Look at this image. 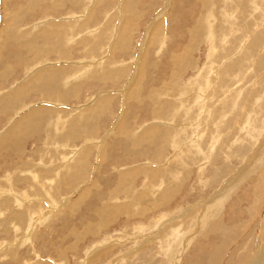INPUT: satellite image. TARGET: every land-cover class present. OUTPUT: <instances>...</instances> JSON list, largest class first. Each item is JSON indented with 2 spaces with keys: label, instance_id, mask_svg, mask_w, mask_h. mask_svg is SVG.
<instances>
[{
  "label": "rangeland",
  "instance_id": "1",
  "mask_svg": "<svg viewBox=\"0 0 264 264\" xmlns=\"http://www.w3.org/2000/svg\"><path fill=\"white\" fill-rule=\"evenodd\" d=\"M263 219L264 0H0V264H251Z\"/></svg>",
  "mask_w": 264,
  "mask_h": 264
},
{
  "label": "bare ground",
  "instance_id": "2",
  "mask_svg": "<svg viewBox=\"0 0 264 264\" xmlns=\"http://www.w3.org/2000/svg\"><path fill=\"white\" fill-rule=\"evenodd\" d=\"M69 26V25H68ZM82 26V25H81ZM79 27V26H78ZM83 27V26H82ZM158 28V27H157ZM70 29V28H69ZM75 29H76V27H75ZM71 30L73 31L74 29H72V27H71ZM203 30V29H202ZM70 32V31H69ZM67 35V34H66ZM73 35V34H72ZM10 39V38H9ZM92 39H94V38H92ZM97 42V41H96ZM158 43V42H157ZM95 44V43H94ZM125 47V46H124ZM55 48V47H54ZM60 54H61V52H60ZM63 55V54H62ZM250 57V56H249ZM175 60V59H174ZM108 61V60H107ZM113 61V60H112ZM112 61H110V62H112ZM245 62V61H244ZM174 63V62H173ZM240 63H242V62H240ZM250 63V62H249ZM235 64H237V63H235ZM111 65V64H110ZM241 65H243V63L241 64ZM112 66V65H111ZM231 66V65H230ZM113 67V66H112ZM240 67V66H239ZM111 68V67H110ZM110 68H109V70H110ZM115 68V67H114ZM241 68V67H240ZM244 68V67H243ZM83 69V68H82ZM111 69H113V68H111ZM122 69V68H121ZM120 69V70H121ZM123 70V69H122ZM240 70V69H239ZM242 70V69H241ZM59 70H57V71H53V72H55V73H57ZM107 71V70H106ZM229 71H231V67H230V70ZM228 71V72H229ZM66 72V71H65ZM64 72V73H65ZM105 72V71H104ZM103 72V73H104ZM42 73V72H41ZM59 73V72H58ZM60 73H61V70H60ZM63 73V72H62ZM105 73H107V72H105ZM112 73V71L110 70V74ZM117 73V72H116ZM122 73H123V71H122ZM101 74V73H100ZM118 74V73H117ZM229 74V73H228ZM230 74H231V72H230ZM55 77V75L54 74H49L48 72H47V74L46 73H44V74H42L41 76V79H40V77L39 78H35V80H38V83L39 82H42V84H46V83H48V82H46V80L47 79H49V78H53V76ZM60 75V74H59ZM58 75V76H59ZM63 75V74H62ZM103 75H105V74H103ZM109 75V74H108ZM226 75H227V72H226ZM85 76H86V74H85ZM84 76V77H85ZM105 76H107V74L105 75ZM117 76V75H116ZM228 77L230 76V75H227ZM94 76H92V78H93ZM112 78V77H111ZM115 78V77H114ZM34 80V81H35ZM224 80H225V78H224ZM194 82V81H193ZM197 82V81H196ZM31 83H33V81L31 82ZM36 84V83H35ZM78 86V85H77ZM221 86V85H220ZM29 87V86H28ZM68 87V86H67ZM47 88V87H46ZM26 89H27V87L25 86L24 88H23V90H21V92H22V94H24V93H26ZM31 89V88H30ZM67 89V88H66ZM201 89V88H200ZM202 90V89H201ZM29 92V91H28ZM151 93V92H150ZM155 93V92H154ZM161 93V92H160ZM47 94V93H46ZM156 94H157V92H156ZM184 96V95H183ZM156 98H158V97H156ZM160 98V97H159ZM181 98H182V96H181ZM197 98V97H196ZM109 99V98H108ZM107 100V99H106ZM110 100V99H109ZM103 102V101H102ZM110 102V101H109ZM211 102V101H210ZM226 102H228V101H226ZM104 103H106V102H104ZM228 103H230V102H228ZM103 104V103H102ZM109 104V103H108ZM156 104V103H155ZM204 104V103H203ZM203 104H202V106H203ZM160 105V104H159ZM226 105V104H225ZM224 105V106H225ZM228 105V104H227ZM230 105V104H229ZM226 107V106H225ZM102 108V107H101ZM164 108H165V105H162V106H160V110L162 109V110H164ZM171 108H173V107H171ZM226 108H228V107H226ZM233 108V107H232ZM229 109H231V108H229ZM166 110V109H165ZM169 110V109H168ZM228 111V110H227ZM43 112V111H42ZM40 110H36V111H34V112H32L30 115L31 116H33V117H42L43 115H45V113L46 112H43L42 113ZM167 112V111H166ZM199 112V111H198ZM217 112V111H216ZM219 112V111H218ZM226 112V111H225ZM37 113H39V115H37ZM91 113V112H90ZM188 113V112H187ZM164 114V113H163ZM175 114V113H174ZM228 114V113H227ZM165 115V114H164ZM185 116H186V113H185ZM160 117H161V115H160ZM175 119V118H174ZM197 122V121H196ZM191 123V122H190ZM118 124V123H117ZM218 125V124H217ZM236 126H238V124L236 123L235 124ZM150 127H152L153 128V125L152 126H150ZM218 129V128H217ZM153 131L150 133V134H156L157 133V131L159 130V128H154V129H152ZM176 131V130H175ZM124 134H125V132H124ZM183 134H185L184 132H183ZM146 135H147V132L146 133H144L143 135H142V138L141 139H143L144 137H146ZM215 137V136H214ZM182 140V139H181ZM200 141V140H199ZM176 144V143H175ZM175 144H174V146L173 147H175ZM177 144H179V142L177 143ZM192 147V146H191ZM211 150V149H210ZM145 174V173H144ZM173 174V173H172ZM174 180V179H173ZM235 183H237V180H233L232 181V185H234ZM263 187V186H262ZM232 188H234V187H232ZM229 189H231V188H229ZM232 190V189H231ZM228 192H229V190H227ZM224 192H226V191H224ZM222 193V192H221ZM220 193V194H221ZM224 195L225 194H222L220 197H223V199L222 200H224ZM227 195V194H226ZM219 197V196H218ZM137 200V199H136ZM220 200V199H219ZM163 201V200H162ZM213 200H211V202L209 203V205H208V207H209V209H207V210H211V216H212V218L213 219H215V213H213V211L214 210H217L216 209V207L218 208V207H220L221 206V204L219 205V204H217V203H219V201L217 202V200H215L214 202H212ZM135 202V201H134ZM163 203V202H162ZM213 203V204H212ZM213 207H215V209H213L212 210V208ZM126 209V208H125ZM127 210V209H126ZM118 215L119 214H123L124 213V208H119V210H118ZM208 213V212H207ZM209 216V215H208ZM216 216H217V214H216ZM210 219H211V217H209ZM206 219V218H205ZM212 219V220H213ZM208 222H210V221H208ZM207 222V223H208ZM212 224V223H211ZM213 224H215V222H213ZM213 226V225H212ZM156 228V227H155ZM218 228V227H217ZM262 231H261V236H258V237H260V238H258L259 239V242H258V245H257V248H256V250H255V253H254V255H253V258H252V261H251V264H264V219H263V225H262ZM141 230V229H140ZM162 231V230H161ZM159 233H160V231H159ZM169 233V236H175V231H169L168 232ZM165 234H166V231L165 230H163L162 232H161V239L165 236ZM157 240H158V238H157ZM160 240V239H159ZM164 241V243L166 242V240H163ZM226 241H228V240H226ZM232 245V244H231ZM180 252V251H179ZM250 256H251V254H250ZM250 256L248 255V257H246L245 258V262L244 263H242V264H246L247 263V261H248V259L250 258ZM122 260V259H121ZM240 264V263H239Z\"/></svg>",
  "mask_w": 264,
  "mask_h": 264
}]
</instances>
